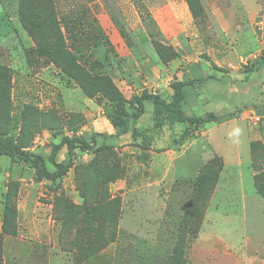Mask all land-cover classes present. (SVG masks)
<instances>
[{
    "label": "rangeland",
    "instance_id": "1",
    "mask_svg": "<svg viewBox=\"0 0 264 264\" xmlns=\"http://www.w3.org/2000/svg\"><path fill=\"white\" fill-rule=\"evenodd\" d=\"M17 1H1L23 35L11 49L0 45V137L45 159L64 136L90 140L96 150L76 148L69 156L63 147L56 160L70 157V166L56 179L0 154V264H264V103L256 102L264 92V30L259 24L264 0H259L262 9L256 17L261 41L257 57L251 52L211 57L203 41L194 43L205 9L186 10L182 0H56L66 46L46 39L48 30L40 37L48 53L40 54L19 19ZM220 6L227 7L229 20L241 16V0H224ZM178 20L185 22L183 39L197 53L189 52L190 62L181 60L185 52L180 53L174 67L185 70L209 61L213 68L202 85L187 87L188 113L233 111L226 114L232 121L228 127L234 130L237 124L242 141L248 129L260 142L252 164L244 149V165L233 168L237 143L228 137L227 172L233 178L243 173V183L237 178L219 203L212 204V198L223 166L216 178L198 182L209 162L218 159L216 170L223 165L214 155L213 120L188 136L177 127L162 134L163 125L177 121L156 118L157 106L147 103L138 127L136 121L127 133L117 135L112 126L121 95L129 102L149 91L139 88L144 82L155 85L153 70L160 61L154 45L174 47L162 28L169 24L177 29ZM221 27L218 21L213 53L231 44ZM50 30L56 33V23ZM137 32H148L152 44H139ZM255 66L258 72L252 71ZM218 68L230 73L221 74ZM170 78H177L176 73ZM156 86L152 93L171 94L167 81ZM251 110L262 117L257 124L245 119ZM169 149L187 152L178 158ZM202 234L207 243L200 241Z\"/></svg>",
    "mask_w": 264,
    "mask_h": 264
},
{
    "label": "crops",
    "instance_id": "2",
    "mask_svg": "<svg viewBox=\"0 0 264 264\" xmlns=\"http://www.w3.org/2000/svg\"><path fill=\"white\" fill-rule=\"evenodd\" d=\"M182 2H183L184 8L186 10L189 9L188 1L182 0ZM201 2L203 5V8L206 11V17H205V22L200 23V25L202 27L200 29H196L197 33L195 35L196 39H194V43H198L199 41H203L201 43L202 47L206 48L205 50L209 51L208 54L211 57L212 56L213 57L214 56L215 57H217V56H219V57H221V56L235 57L237 55L240 56V55H243L244 53H248V52H251V53H249L250 55L254 54V57L258 56V54H256V52L260 51V49H261L260 48L261 47V41L259 40L255 26H256L257 14L262 9V5L259 2V0H241V3H242L241 16H238V17L234 16L232 18V20L227 19L225 16L226 14H224L226 12L225 8H227V7L220 6L221 4L224 3V0H201ZM185 15L188 16L186 12H185ZM218 21L222 25V27H221L222 32L227 35V40L230 41L231 44H233V45H231V44L223 45V46H225L224 49L222 48L221 51L219 50V52L213 53V51L215 49L214 42L216 44L217 39H218L217 38V31H218L217 30V23H218ZM0 25L3 26V28L1 29L2 32L0 31V45H2L1 43H7L6 46L9 49H11V44H13L15 41H18V40L20 41L21 38H19V37L22 36L23 34H22L21 30H18V26L16 24V21L11 20L10 16L7 15L6 8L1 2H0ZM195 25H196V23H195ZM163 26L165 28H162L163 30L162 29L161 30L164 32L166 31L165 33H167L168 37H171V41H172L175 49L177 51H179L180 53L185 52V56H183V59L181 57H179L177 59L170 61L169 63H164L159 58L160 63L157 64V66H156L157 69L155 71L153 70L155 77H157V78H155V82L153 83L155 85L151 84V86H148L149 82L146 81V82H144L145 84L141 85L139 88H141V89L148 88V90L152 92L151 88L152 87H158L156 85L160 86V82L167 81V83H169V85H170V83L173 81L170 78V73H176L178 79H184L187 77L188 78H201V79H203L202 82L197 83L194 86H192V85L191 86L195 87V86L202 85L204 81H206L208 78H210L212 76L211 71L213 68H211L209 66V63H210L209 61H203L200 63L193 64V65L189 66L188 69H185V70L177 69L178 67L177 68L174 67V64L176 63L177 60H180V58H181V60H185V61L187 60L190 62V60H189V55H190L189 52L190 51L194 52V54L197 53V50L194 47L195 45L188 43V42H186L185 39H183V34L185 33L184 31L186 28L185 22L182 23L181 20H178L177 29L172 28V26H170L169 24H167V26H165V24H163ZM144 33L137 32L135 34L136 39L138 40L139 44H141V45H146L147 43L152 44L151 35L148 32H144ZM175 37H178V39L175 40ZM228 46H230L231 48H229ZM0 48H1V46H0ZM148 51H149V53H151L150 50H148ZM155 53L158 56L156 50H155ZM216 63L218 65V67H221L222 61L217 60ZM205 66L208 67L209 69L207 70ZM258 68H259V66H255V68L252 71L258 72V70H257ZM219 69L220 68L215 69V70L220 72L221 74H229L230 73V72L219 71ZM164 76H165V78L163 79ZM146 85L148 87H146ZM191 86H189V87H191ZM140 93H138V94H140ZM155 93L160 94V92H155ZM259 93L261 95L259 96V98L256 102H257V104H260V102H261L263 105V103H264V92L260 91ZM165 95H168V97L163 96L164 98H167V99L170 98L169 97L170 96L169 91L166 92ZM147 103H151V102H147ZM147 103H146V110H148L147 109ZM187 104H188V101H187ZM246 104L251 105V106L256 105V103H246ZM245 108L246 109H249V108L253 109L254 107H249V108L245 107ZM154 110L155 109L152 106L151 107L152 116H153ZM185 112L187 115H190V116L193 115V114L188 113L189 110H188L187 105L185 108ZM190 112H192V111H190ZM231 112H233V111H229L226 113H220V114L213 112L215 115H217V119L212 121V123L215 125L210 128V131L216 132L217 136L215 135L214 138H215L217 144L212 143V145H213L214 155L220 156L223 160V169H222L220 177H219L218 188L216 189V192L214 193L213 198H212V204H213V202L219 203L220 201H224L225 200V197H224L225 191H227L229 189L230 185H234L235 184L234 181L237 178H240L241 180L243 179V173H241V172L237 173L238 174L237 178H233L232 172H227L228 165H229V160L227 159V154L230 151H229V147H224V143L227 142L228 137L234 138L233 139L234 142L237 143V145H236L237 147L235 148V151H234L235 156H233V159H234V162L232 165L233 168L239 167L241 169L242 166L244 165L243 156H242V152L244 149H246V151L250 153V160H251V164H252V161L255 158V156H253V153H255L256 147L258 148L257 143L260 144V142H257L255 140L257 137L254 134V132H250L247 129V130H245L246 132H242L245 134V136H243V141L245 142L246 147L243 146V141H242V137H241V133H240L241 131L239 130L238 125L235 124V127L233 125L234 130H232V126L228 127L230 125V122H232V121L227 119L226 114L227 113L229 114ZM143 115L138 119L139 121L142 119ZM138 120H137V123L135 124V126H137V127L139 126V123H140ZM172 127H175V128L177 127L179 132L182 133L185 125H184V123L182 124L180 122H174L172 125H171V123H167V124L163 125L162 134L164 132L167 133V131H170V133H171ZM201 133H202V135L203 134L205 135L206 130L204 129V127H203V130L201 131ZM185 146H186V144H185ZM259 148L260 149L263 148L262 143H261V146ZM170 150H172V151H170ZM166 152L167 153L174 152L173 154H176L175 156L179 158V157L183 156L187 152V150L181 149V151L178 153V151H175L173 149H169ZM251 167L249 168V171H250L249 175H251L253 182H254L255 181L254 172H253V169ZM242 183H243V180H242ZM229 194L231 195L232 192L229 191ZM242 195L244 197V200H247L245 191H242ZM232 198H228L227 200H232ZM243 217L245 218L244 219L245 220L244 221V231H247V217H248L247 212H245L243 214ZM200 241L202 243H207V239H206V236L204 234L201 235Z\"/></svg>",
    "mask_w": 264,
    "mask_h": 264
},
{
    "label": "trees",
    "instance_id": "3",
    "mask_svg": "<svg viewBox=\"0 0 264 264\" xmlns=\"http://www.w3.org/2000/svg\"><path fill=\"white\" fill-rule=\"evenodd\" d=\"M1 1L2 0H0V2ZM187 1L192 9L200 7L203 8L201 0ZM17 4L16 10L19 19L24 29L35 42L37 50L40 54L48 53V47L44 44V40L40 38L42 35H45L48 30L51 35H47L46 39H55L54 45L56 47L66 46L62 29L59 26L60 21L58 20L57 15L56 0H18ZM55 23L57 30L56 33H53L50 29L55 25ZM165 45L162 42H159V44L156 42L154 45L159 58L164 63H169L170 61L180 57L179 51L175 50L174 47L169 44ZM202 81L203 79L201 78H175L170 83L172 91L169 99L147 90H143L129 102L123 95H121V99L117 100L120 111L115 117H113L112 120V126L117 135H123L130 130L132 124L136 123V121L145 113L147 102H151L157 106L155 110L156 118H158V116H166L169 120L184 123L185 127L182 135L185 136H188L192 130L198 129L200 125L210 120H216L217 116L213 112H209L204 116H190L185 112L187 105V87L191 85L194 86ZM126 105L128 106L127 109L125 107ZM63 147H67L69 156L76 148H79L82 151L96 150L94 143L90 140H86L85 138L78 136H64L59 143L55 144L51 148L48 159H45L41 154L33 153L24 149L21 145L10 138L0 137V154L7 155L21 163H24L32 168L37 175L50 179H56L62 176L67 172L70 166V157L62 161L56 160L58 151ZM214 158L217 157L215 156ZM47 160L51 163L53 169H50ZM215 161H218V159H214L212 162H209L205 167L206 170L204 173L199 175L198 182H200L201 185L205 184L206 181L217 177V171L219 168L221 170L223 165L220 164L216 170Z\"/></svg>",
    "mask_w": 264,
    "mask_h": 264
},
{
    "label": "built area",
    "instance_id": "4",
    "mask_svg": "<svg viewBox=\"0 0 264 264\" xmlns=\"http://www.w3.org/2000/svg\"><path fill=\"white\" fill-rule=\"evenodd\" d=\"M261 30H264V17L259 21ZM264 34V33H263ZM261 116L256 114L253 110L248 111L245 116V119L251 121L253 124H257L261 120Z\"/></svg>",
    "mask_w": 264,
    "mask_h": 264
}]
</instances>
